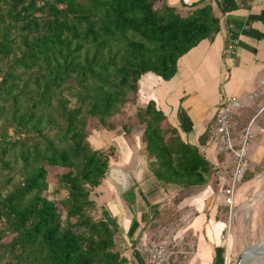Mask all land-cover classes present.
Segmentation results:
<instances>
[{
  "label": "trees",
  "instance_id": "1",
  "mask_svg": "<svg viewBox=\"0 0 264 264\" xmlns=\"http://www.w3.org/2000/svg\"><path fill=\"white\" fill-rule=\"evenodd\" d=\"M197 4L0 0V264H128L116 218L91 195L113 155L89 142L98 127L129 132L136 119L149 171L179 193L218 176L200 150L209 129L188 143L154 101L135 103L142 74L170 79L179 57L219 32L221 15ZM218 154L229 179L233 160ZM47 166L64 169L60 201L46 196ZM174 202L152 206L151 224H174Z\"/></svg>",
  "mask_w": 264,
  "mask_h": 264
},
{
  "label": "crops",
  "instance_id": "2",
  "mask_svg": "<svg viewBox=\"0 0 264 264\" xmlns=\"http://www.w3.org/2000/svg\"><path fill=\"white\" fill-rule=\"evenodd\" d=\"M166 1L176 7L182 6L181 1L187 5H211L214 13L221 15L220 30L212 40L202 39L179 57L176 72L170 79L164 80L153 72L142 74L135 103L144 106L154 101L188 143L200 144V136L209 129L200 150L220 171L198 195H174L178 188L159 182L147 168L142 152V128L133 125L130 136L119 128H102L88 136L89 142L94 148L114 145L118 156L111 163L128 173L129 187L135 183L137 186L134 195H119L108 170L95 188L97 195L92 197L116 218L123 241L122 254L128 264H147V247L162 230L157 223L151 224V207L161 208L174 202V197H178L174 203L179 215L171 228L174 240L170 244L169 264H225L228 262V246L227 250L223 248L226 222L220 209L224 206L222 190L229 179L224 167L226 159L221 160L210 138L216 125L217 107L223 98L234 96L236 114L243 120L237 119L242 125L237 127L236 122L233 142L237 146L242 130L254 117L255 134L250 139L248 158L253 165L251 171L264 170V0ZM233 43L235 50L226 52ZM213 179L219 194L207 195L213 188ZM228 217L231 222V212ZM178 249H183L185 254H179Z\"/></svg>",
  "mask_w": 264,
  "mask_h": 264
},
{
  "label": "rangeland",
  "instance_id": "3",
  "mask_svg": "<svg viewBox=\"0 0 264 264\" xmlns=\"http://www.w3.org/2000/svg\"><path fill=\"white\" fill-rule=\"evenodd\" d=\"M236 107L232 108L234 118L237 122V127H241V123L243 119L239 117V115L236 114ZM237 115V116H236ZM238 119V120H237ZM133 125L138 128H142V126L136 121V119L132 120V127L129 132H124L122 128H119L124 132L125 135L130 136L132 132ZM103 127H98L97 130L102 129ZM111 146L113 149V155L110 159H116L117 158V151L116 147L111 144H107L106 147ZM105 148V147H104ZM143 154H145L144 149H142ZM113 167L115 166L114 162L112 163ZM148 168V164H147ZM48 169V189L46 191V196H48L49 199H53L55 201H60L62 197L65 196L66 192L64 190L56 191V183L54 179V174L57 172H60L64 169H59L56 167H49ZM149 170V169H148ZM127 173V172H126ZM253 173V174H252ZM252 173H250L248 180H241L240 183H237L235 185V192H234V199L236 197V201H234V205L232 207L231 211V222L229 221V215L230 210L229 208L223 209V215L226 222L225 230H224V237L225 242L223 244L224 250H227L228 246V262L225 264H234L237 256H239L243 249H245L248 245L254 244V243H260L264 242V170L255 169ZM213 188L210 190V193L207 195H218V191L215 185V181L213 179L212 181ZM211 183V179H210ZM209 183V184H210ZM137 186V183L132 185V188ZM116 189L119 192V195H123L124 192H126L129 188V176H128V185L127 187H121L116 184ZM205 189V188H204ZM204 189L198 190L194 193H179L177 191L174 195H198L201 191ZM95 194V190L91 193V195ZM97 195V194H95ZM134 195V194H133ZM58 208L62 210L61 205L58 204ZM221 210V209H220ZM222 211V210H221ZM227 211L229 214H227ZM99 214V213H98ZM95 213V217L98 215ZM229 223V224H228ZM170 228L169 229L167 228ZM161 233L164 231L172 232V225H168L165 227H161ZM229 237V238H228ZM8 239V238H7ZM171 256V255H170ZM169 256V261L171 257ZM169 264V263H167ZM248 264H264V258L261 256L254 257L252 260L249 261Z\"/></svg>",
  "mask_w": 264,
  "mask_h": 264
},
{
  "label": "built area",
  "instance_id": "4",
  "mask_svg": "<svg viewBox=\"0 0 264 264\" xmlns=\"http://www.w3.org/2000/svg\"><path fill=\"white\" fill-rule=\"evenodd\" d=\"M235 43L228 46L225 51L232 53L235 50ZM235 97H225L215 113V129L212 132L214 149L217 153L228 152L233 160V169L229 177L228 184L223 187L222 194L224 202L227 204L230 212L234 204L235 185L240 183L242 177L247 171L252 170V162L248 158V147L250 139L255 134L254 117H252L241 132L237 146L234 144V133L236 121L232 108L234 107ZM174 236L169 231L162 232L155 240L149 243L147 247V264H167L172 251L170 244ZM176 246V245H175ZM179 254H185L183 249H178Z\"/></svg>",
  "mask_w": 264,
  "mask_h": 264
},
{
  "label": "water",
  "instance_id": "5",
  "mask_svg": "<svg viewBox=\"0 0 264 264\" xmlns=\"http://www.w3.org/2000/svg\"><path fill=\"white\" fill-rule=\"evenodd\" d=\"M109 176L118 186L127 187L128 173L122 169L113 166L109 167ZM259 256L264 258V242L248 245L242 250L241 254L237 256L234 264H248L254 257Z\"/></svg>",
  "mask_w": 264,
  "mask_h": 264
}]
</instances>
